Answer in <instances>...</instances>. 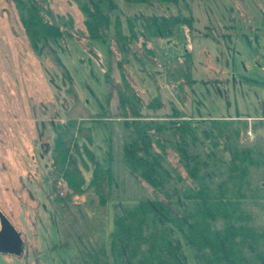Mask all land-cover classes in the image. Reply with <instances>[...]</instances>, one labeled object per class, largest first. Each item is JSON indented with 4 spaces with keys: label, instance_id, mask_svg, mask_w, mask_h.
Wrapping results in <instances>:
<instances>
[{
    "label": "trees",
    "instance_id": "trees-1",
    "mask_svg": "<svg viewBox=\"0 0 264 264\" xmlns=\"http://www.w3.org/2000/svg\"><path fill=\"white\" fill-rule=\"evenodd\" d=\"M10 1L31 49L36 53L40 44L63 75L64 65L49 44L54 39L79 37L91 44L106 38L110 56L114 46L119 49L117 64L122 69L134 54L131 43L139 38L143 39L144 57L137 61L146 67L152 66L156 55L146 45L149 40L170 38L178 26L185 27L190 37L193 34V17L187 14L128 17L131 30L127 35L115 0H70L82 15L83 28L75 27L71 15L53 12L49 0ZM164 65L180 90V82H192L190 52ZM121 76L122 162L159 198L114 203L112 227L107 231L112 169L101 164L92 150L88 120L67 111L66 120L53 128L48 175L60 245L74 250L71 264H188L185 248L197 264H264V137L251 141L246 136L248 128L255 133L264 127V117L210 118L204 120L207 127L198 131L174 102H170L168 115L143 117L138 92L125 81L122 71ZM106 78L109 99V75ZM159 106L158 98L147 104L148 108ZM210 140L219 145L210 148ZM61 183L66 187L64 194ZM257 217H262L259 225L254 222Z\"/></svg>",
    "mask_w": 264,
    "mask_h": 264
},
{
    "label": "rangeland",
    "instance_id": "rangeland-1",
    "mask_svg": "<svg viewBox=\"0 0 264 264\" xmlns=\"http://www.w3.org/2000/svg\"><path fill=\"white\" fill-rule=\"evenodd\" d=\"M115 2L127 35L131 16L191 14L194 37L178 26L170 38L149 40L146 45L156 55L152 66L146 67L137 61L144 57L143 39L139 38L131 43L134 54L122 69L117 64L119 49L114 46L110 56L106 38L91 44L79 37L54 39L49 44L64 65L63 75L40 44L36 53L31 49L11 1L0 0V210L24 242L20 256L0 253V264H71L73 260L74 250L60 245L52 177L48 175L53 128L66 120L67 111L88 120L92 150L101 164L112 169L107 231L112 227L114 203L159 198L122 162L121 71L140 96L143 117L168 115L170 102H174L191 117L186 118L189 125L199 131L210 118L264 114V0H178L175 5ZM49 3L53 12L71 15L75 27L83 28L82 15L70 0ZM186 51L191 53L192 82H180V90L169 79L164 64ZM154 98L160 106L148 108ZM252 131L248 128L246 132L251 141L264 137L263 126ZM207 144L214 148L219 142ZM170 158L176 164V156ZM59 189L66 192L63 183ZM261 220L257 217L254 222L259 225ZM185 254L188 264H197L190 249L185 248Z\"/></svg>",
    "mask_w": 264,
    "mask_h": 264
},
{
    "label": "water",
    "instance_id": "water-1",
    "mask_svg": "<svg viewBox=\"0 0 264 264\" xmlns=\"http://www.w3.org/2000/svg\"><path fill=\"white\" fill-rule=\"evenodd\" d=\"M23 244L21 233L0 210V253L20 256L24 251Z\"/></svg>",
    "mask_w": 264,
    "mask_h": 264
},
{
    "label": "crops",
    "instance_id": "crops-1",
    "mask_svg": "<svg viewBox=\"0 0 264 264\" xmlns=\"http://www.w3.org/2000/svg\"><path fill=\"white\" fill-rule=\"evenodd\" d=\"M193 30H194V26H193ZM192 39H193V37H194V32H193V34H192ZM186 118L189 120V118H191L187 113H186ZM258 116H263L264 117V114H251V115H247V119L248 120H250V119H252V118H255V117H258ZM221 118H225V117H221Z\"/></svg>",
    "mask_w": 264,
    "mask_h": 264
}]
</instances>
